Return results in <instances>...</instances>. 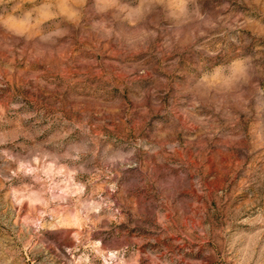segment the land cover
Masks as SVG:
<instances>
[{
	"label": "rangeland",
	"instance_id": "obj_1",
	"mask_svg": "<svg viewBox=\"0 0 264 264\" xmlns=\"http://www.w3.org/2000/svg\"><path fill=\"white\" fill-rule=\"evenodd\" d=\"M0 264H264V0H0Z\"/></svg>",
	"mask_w": 264,
	"mask_h": 264
},
{
	"label": "clouds",
	"instance_id": "obj_2",
	"mask_svg": "<svg viewBox=\"0 0 264 264\" xmlns=\"http://www.w3.org/2000/svg\"><path fill=\"white\" fill-rule=\"evenodd\" d=\"M245 69L244 65L241 61L234 62V72L232 75V79L238 80L241 79L244 75Z\"/></svg>",
	"mask_w": 264,
	"mask_h": 264
}]
</instances>
